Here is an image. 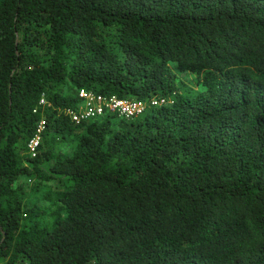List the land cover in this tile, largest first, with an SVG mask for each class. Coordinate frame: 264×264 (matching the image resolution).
<instances>
[{
    "label": "trees",
    "instance_id": "trees-1",
    "mask_svg": "<svg viewBox=\"0 0 264 264\" xmlns=\"http://www.w3.org/2000/svg\"><path fill=\"white\" fill-rule=\"evenodd\" d=\"M0 264H264V0H0Z\"/></svg>",
    "mask_w": 264,
    "mask_h": 264
},
{
    "label": "built area",
    "instance_id": "built-area-1",
    "mask_svg": "<svg viewBox=\"0 0 264 264\" xmlns=\"http://www.w3.org/2000/svg\"><path fill=\"white\" fill-rule=\"evenodd\" d=\"M79 97L82 99L80 108L77 112L71 113V120L75 123L104 115L108 112H117L121 117L131 118L145 109V104L141 102H130L123 99H117L114 96L105 97L102 95H95L83 90L79 92ZM161 104H164L163 99H154L152 101V105L154 106ZM41 129L42 124L39 126V130ZM38 140L39 136L36 135L28 143V148L30 152H32V155L38 145Z\"/></svg>",
    "mask_w": 264,
    "mask_h": 264
},
{
    "label": "rangeland",
    "instance_id": "rangeland-1",
    "mask_svg": "<svg viewBox=\"0 0 264 264\" xmlns=\"http://www.w3.org/2000/svg\"><path fill=\"white\" fill-rule=\"evenodd\" d=\"M189 79V78H188ZM188 79L187 80H185V81H188ZM187 84H189L190 86H192V83H188V82H186ZM41 205H46V203H43V202H39Z\"/></svg>",
    "mask_w": 264,
    "mask_h": 264
}]
</instances>
